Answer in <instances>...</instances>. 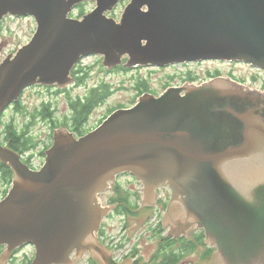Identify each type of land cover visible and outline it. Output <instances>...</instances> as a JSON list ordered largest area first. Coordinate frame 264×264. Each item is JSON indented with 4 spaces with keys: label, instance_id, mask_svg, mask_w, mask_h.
I'll use <instances>...</instances> for the list:
<instances>
[{
    "label": "water",
    "instance_id": "water-1",
    "mask_svg": "<svg viewBox=\"0 0 264 264\" xmlns=\"http://www.w3.org/2000/svg\"><path fill=\"white\" fill-rule=\"evenodd\" d=\"M88 1L93 10L71 15ZM121 1L0 0V23L7 15L37 23L0 63V116L32 85L65 86L90 54L111 69L125 56L129 67L211 59L264 69V0H130L117 20L108 13ZM183 84L143 94L83 136L55 129L37 170L0 145L14 173L0 200V264L28 244L30 264H72V252L87 249L111 264L90 237L116 207L99 196L122 173L143 184L144 200L168 186L185 213L175 207L166 221L176 230L178 220L197 222L218 264H264V90L226 77Z\"/></svg>",
    "mask_w": 264,
    "mask_h": 264
},
{
    "label": "flooded vegetation",
    "instance_id": "flooded-vegetation-1",
    "mask_svg": "<svg viewBox=\"0 0 264 264\" xmlns=\"http://www.w3.org/2000/svg\"><path fill=\"white\" fill-rule=\"evenodd\" d=\"M121 3L126 4L128 3V0H123ZM89 57L91 58L94 57L96 60L86 63L85 60L86 58ZM126 62H127V58H124L123 64L111 69L104 64L103 57L100 55L90 54L87 56H82V58L72 68L69 76V82L65 86L63 87H58L56 85L43 86L37 84L28 88V89L33 87L39 89L44 88L45 90L48 91V94L46 95H50L51 97H46L45 99H42L39 105L35 106L30 111L28 108L27 111H25L26 107L22 102V98H20L16 103L11 104L7 108V110H12V111L14 110L15 114L11 115L12 118L17 117L19 112L21 113L20 115L26 119L25 123L27 124V129L24 131L26 132L27 136H32V128L39 122H42V124L47 126V130H48L46 137L47 140L49 139V133L52 131L54 132L55 130V128L52 129L54 123L52 121H49L48 119H44L43 112L46 110L48 106L47 110L48 113L52 115V119H57L59 124L60 123L61 125L63 124L62 126H59L57 128H68L70 132L74 133L75 136L79 137L90 132L92 129L96 128L110 113H112L116 109L130 107L135 103L134 102L129 105L124 103H120L114 106L110 105L108 103V98L109 96L114 94L113 89L110 88L109 82H107L103 78L100 82H98L99 84H96L94 86H92V84L88 85V81L93 79L92 77L93 74H98L99 76L114 75L115 73L118 72H133L135 71V69L136 71H139L141 68L142 69L156 68L161 70L170 66H177V65L183 66L192 63V62H187L176 65L172 64L164 67L151 66V65L147 67H141V66L128 67L126 65ZM198 62H202V61H197V63ZM231 63H241V62H231ZM242 64H246V63H242ZM207 73H210V75H212L211 78L220 76V77L231 78L239 82L245 83L244 79L236 77V75H234L233 73L229 74V76H223L222 72L220 71H216V72L208 71ZM169 78H170L169 80H172V82H168V81L165 82L163 84L164 90L168 87L182 86V85H176L173 81L174 78L172 76H169ZM135 81L136 84L133 85L135 88L134 91L135 101L139 97V91H140L139 87L141 89H145L146 85L149 87L150 91L151 89H153L154 92L145 91L144 93H152L155 95L160 94V91L158 89L150 86L146 78H142L139 76ZM251 81L256 86V88L260 87L262 88V90H264V82L263 83L257 82L256 76L251 77ZM143 82H145L144 83L145 85L142 84ZM188 83H184L183 85ZM78 88L85 89L82 95H80L79 93H77L76 95L73 94V91ZM94 92H100V94H103V98L100 100L99 103L95 105L93 109L89 110L88 115L86 116V118H84V120L78 119L76 109L78 107H81V105L86 101L92 102V94ZM59 95L65 96L67 100L66 101L67 109L63 111L62 115H59V109H58ZM16 104H18L19 107L18 110L15 108ZM103 106H108L106 113L101 118L96 119L95 124L91 125V119L93 113L97 109L102 108ZM7 110L3 113L2 118L0 120L3 119ZM6 126L3 132L2 133L0 132V145L11 148L10 144L12 138L11 137L7 138ZM12 127L15 128L13 125ZM17 131L19 133L23 132L19 130ZM52 142H53V136H52ZM51 144L47 140L42 150L38 148L40 144H37L36 147H31L26 149L25 152L23 153L21 152V158L23 162L28 164L32 169L35 170L38 169V167H35L32 162L33 161L32 154L34 150L35 149L40 150V154L42 155L44 151L50 148ZM47 145H49V147L45 149ZM122 176L123 175L117 176L116 181L112 183L111 186L112 197L115 198V201L112 202L110 198V201L108 199L109 203L107 205H116V208L109 213L108 217H110L111 220H113V217L116 216L122 217L123 220L126 219L127 217V220H124V225H123V228L125 230L129 228L128 225L131 217H135V218L137 217L139 219H143V227L138 234V239H136L137 244H135L134 247H132L131 249H126L123 255L119 256L118 250L120 249L123 250L127 246L131 236L127 234L125 231H123V234L119 238L114 239V236H109L110 233L108 232L109 230L108 224L110 225V223L106 222L107 219L103 220L100 230L95 234L94 237L91 236L90 240L94 241L97 244L106 245V249L109 252L108 261L111 264H218L219 263L218 253L216 254V248L211 246L212 244L209 242L208 236H205L204 231L202 230L203 227L197 225V227L192 229L190 224H188L189 222H185L182 225L181 220H178L177 222L179 223L177 224H179V226L182 227L179 230H176L175 229L176 227H174L171 222L166 221L167 217H170V220L173 217L175 218L173 214L175 207H178L180 212L184 211L185 213V209L181 204V202L175 199L173 200L172 190H170L168 186L157 188L154 191V196L151 199L149 200L147 199L145 201L144 198L142 197V189L144 187H142L141 182L137 180L134 176L128 175L127 178L128 182H133V184L135 183V187H133L132 189L130 188L126 189L124 188L123 183L121 181ZM125 176H127V174ZM162 194L166 195V200L162 199ZM186 216L188 217L187 214ZM156 218H158L157 222L155 226L152 227L151 221H153ZM108 237L110 239H113V241H117L118 249H113L108 245L107 242ZM149 248H154V249L147 257L144 251H149ZM5 249L6 246L0 247V255ZM35 254H36V249L34 246L24 245L22 247H18L14 249L10 260L5 264H29L34 258ZM72 258L74 260V264H100V262H106L99 254H97L93 250L87 251L85 255L84 254L78 255L77 252L74 251V253L72 254Z\"/></svg>",
    "mask_w": 264,
    "mask_h": 264
},
{
    "label": "rangeland",
    "instance_id": "rangeland-1",
    "mask_svg": "<svg viewBox=\"0 0 264 264\" xmlns=\"http://www.w3.org/2000/svg\"><path fill=\"white\" fill-rule=\"evenodd\" d=\"M125 4H120L117 6L116 10L113 11L112 16L116 17L117 20L121 17V14L123 12ZM95 7V4L92 2H85V5L83 6L84 13H88L89 11L93 10ZM73 13H75L74 16L77 17L76 9L73 10ZM37 28V23L33 17L28 16H21V17H14V16H6L3 19V22L1 23L0 27V63L11 53L16 52L21 46L27 44L31 38L33 37V34L35 33ZM96 60L94 57L86 58L85 62L89 63L90 61ZM137 67V66H136ZM141 67H147V66H141ZM208 71L216 72L220 71L222 72L223 76H229V74L233 73L238 78H242L245 80V83L249 86H253L256 88V86L252 83L251 77L256 76L257 82L263 83L264 82V72L246 64L242 63H231V62H225L220 60H208V61H202V62H192L188 65H177V66H170L166 67L164 69H147V68H141L139 71H133V72H118L114 75H102L99 76L98 74H93L92 80L88 81V85L92 84V86L99 84L103 79H105L110 84V88L113 89L114 94L109 96L108 103L112 106L124 103V104H131L135 102V95L134 91L135 88L133 85L136 84L137 77L146 78V80L149 82L151 87H154L160 91V93L164 90L163 84L168 81V75H176V79H174V83L176 85H182L184 82H186L184 79H186L189 75V73L195 74L200 76V78H204L206 73ZM185 77V78H183ZM87 81V79H86ZM188 81V80H187ZM203 80L199 79V82L201 83ZM189 82V81H188ZM28 89V88H27ZM258 89H262L258 87ZM85 89L78 88L73 91V94L76 95L79 93L82 95L84 93ZM50 92V91H49ZM53 93V92H51ZM48 94V91L44 88H30L28 90H25V93L22 97V102L25 105V111H27V108L32 110L35 106L39 105L40 101L42 99H45L46 97H51ZM134 99V100H133ZM65 96L59 95V115L63 114V111L67 109V102H66ZM108 106H103L102 108L97 109L91 119V125L95 124L96 119L101 118L107 111ZM15 114L14 110H7L5 116L2 120H0V132L2 133L5 129V126L7 124L13 123L15 128L19 131H24L27 129V124L25 123V118L22 117L18 112V116L15 118H12L11 115ZM47 126L42 124V122H39L32 128V137L37 141L38 148L40 150L43 149V146H45V142H47ZM40 150L35 149L33 152L32 162L35 167H38V169L43 165L45 158L44 155L40 154ZM44 158V159H43ZM127 173H122L120 175H123L121 177V181L123 183L124 188L132 189L135 187V183L128 182L127 176H125ZM131 176V175H130ZM138 180V179H137ZM142 184V183H141ZM109 186H112V182H109ZM11 187V186H10ZM9 187V188H10ZM142 187L143 184H142ZM112 188V187H111ZM1 189H3V186L0 187V200L4 197L1 192ZM9 190V189H8ZM163 193V192H161ZM3 194V195H2ZM99 196L100 201L103 203V205H107L108 199L110 201V198L112 199V190L107 189ZM142 197L144 198V188L142 189ZM116 208V207H115ZM114 208V209H115ZM112 209V210H114ZM112 210L110 212H112ZM103 216V220L107 219L106 222L110 223L108 224L110 233L109 236H114V239L119 238L123 231H125L127 234L131 236L130 241H128L127 246L122 250H118L119 256H122L126 249H131L134 247L136 243V239H138V234L140 230L143 227V219L131 217L129 220L128 229L125 230L123 228L124 220L120 216L113 217V220H111L110 217H108L109 213ZM159 218V217H158ZM154 219L152 222V227L155 226L157 219ZM102 220V221H103ZM193 228L197 227V223H195ZM199 228V227H198ZM24 246V245H23ZM154 248H149V251H144L145 255L148 257L150 253L152 252ZM89 251L88 249L84 251V255ZM76 252V251H75ZM74 251L72 252V254ZM100 264H102L100 262Z\"/></svg>",
    "mask_w": 264,
    "mask_h": 264
},
{
    "label": "trees",
    "instance_id": "trees-1",
    "mask_svg": "<svg viewBox=\"0 0 264 264\" xmlns=\"http://www.w3.org/2000/svg\"><path fill=\"white\" fill-rule=\"evenodd\" d=\"M84 5H85V2L79 4L76 7L77 17H81L84 14V12H83L84 11V9H83ZM74 15H75V13H74ZM169 76H172L174 79L176 78V75H168V82H172V80H169L170 79ZM211 76L212 75H210V73H207L204 78H200V76H198V75L189 73L188 77L184 80L185 81L188 80L189 82L195 83V82H199V79L206 80L208 78H211ZM183 78H185V77H183ZM144 83L145 82H143L142 84L145 85ZM139 89H140L139 96L141 94H143L145 91L154 92L153 89H151V91H150L149 87L147 85H146L145 89H141L140 87H139ZM156 95H158V94H156ZM102 98H103V94H100V92H94L92 94V102L86 101L85 103H83L81 105V107H78L76 109L77 110V118L84 120V118H86V116L88 115L89 110L93 109L95 107V105L100 102V100ZM15 108L17 110L19 109L18 104L15 105ZM47 108H48V106H47ZM47 108L43 112L44 119H48L49 121H52L54 123L52 129L57 128L59 126H62L63 124L62 125H61V123L59 124L57 119H52V115L48 113ZM22 109H20V110H22ZM64 124H66V123H64ZM12 125H13L12 123L7 124L6 133H7V138H9V137L12 138L10 146L13 150H15L16 152H20V153L22 152L23 153L28 148L36 147V145L38 143H37V141H35V139L32 136H27L25 131L19 133L15 128L12 127ZM52 136H53V131L49 133V139H47L50 142V144L52 143ZM48 147H49V145H47L45 147V149ZM42 154L45 155V151ZM13 178H14V173H13V170L11 169V167L4 162H0V187L3 186V189H1V192L3 194L7 193L9 187L12 184ZM3 196H5V195H3ZM111 201L114 202L115 198H112Z\"/></svg>",
    "mask_w": 264,
    "mask_h": 264
}]
</instances>
